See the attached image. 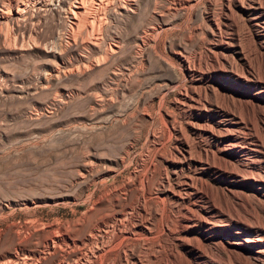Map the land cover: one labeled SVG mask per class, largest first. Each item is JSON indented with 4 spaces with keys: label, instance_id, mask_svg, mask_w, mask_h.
<instances>
[{
    "label": "bare ground",
    "instance_id": "obj_1",
    "mask_svg": "<svg viewBox=\"0 0 264 264\" xmlns=\"http://www.w3.org/2000/svg\"><path fill=\"white\" fill-rule=\"evenodd\" d=\"M139 1L0 0V25L12 31L27 22L32 12L38 14L31 22L35 27L27 32L26 46L59 60L58 65L45 67L40 78L47 80L64 69L74 71L61 59L72 46L94 51L102 45L99 57L103 55L106 60L117 54L119 43L106 39L105 43L100 34L105 15L136 14ZM163 1L167 3L166 12L192 9L199 1L207 5L202 17L204 26L188 27L184 23L178 29L204 34L202 43L197 44L198 51L172 48L164 57L170 68L179 69L181 78H170L160 99L162 103L174 90L171 125L167 129L170 152L160 159L163 171L148 197L141 191L144 184L139 180L130 203L121 205L112 216L103 214L79 237L54 230L55 235L43 243L48 252H58L56 248L62 244L72 246L67 253L71 258L59 259L55 264H264V69L259 71L255 66L264 62V0ZM47 11L58 14L60 26L49 30L48 39L40 40L38 25ZM169 27L172 24L162 20L140 37L141 43L146 47L150 43V49L161 59L159 35ZM102 57L85 62L84 58L75 70L83 73L96 68L97 62H104ZM156 135L153 132L148 138L152 150L159 149ZM213 192L222 200L215 201ZM112 197L113 203L118 201V194ZM147 199L151 200L150 206ZM248 199L258 202L263 221L248 218ZM160 246L171 250L162 261L157 260L163 252ZM32 256L27 252L9 253L0 264H32Z\"/></svg>",
    "mask_w": 264,
    "mask_h": 264
},
{
    "label": "rangeland",
    "instance_id": "obj_2",
    "mask_svg": "<svg viewBox=\"0 0 264 264\" xmlns=\"http://www.w3.org/2000/svg\"><path fill=\"white\" fill-rule=\"evenodd\" d=\"M154 1H139L137 13L141 16L106 13L100 34L105 43H119V53L107 60L100 56L104 62H97L99 67L80 73L75 68L87 59L101 60L103 46L94 51L72 46L61 59L74 71L64 69L47 80L40 76L59 60L26 46L27 32L38 14L32 12L27 22L12 31L0 25V259L17 252L33 253L32 264H55L71 258L67 255L72 250L70 245L62 244L55 253L44 247L45 239L55 235L54 230L79 237L100 216H112L121 205L130 203L139 180L147 197L153 191L163 171L161 156L169 155L171 144L167 129L174 90L165 95L163 105L161 94L170 78H181L179 69L170 68L164 57L172 48L198 51L204 34L178 29L184 23L188 27L204 26L202 17L207 7L199 1L192 9L166 12L165 1ZM47 12L38 25L40 40L48 39L60 26L58 14ZM162 20L170 22L172 28L160 32L161 59L150 49V43L148 47L141 43L140 37ZM262 63L255 64L259 71L264 69ZM152 131L157 134V150L148 145ZM115 193L118 203H113ZM212 195L215 201L221 199L217 193ZM257 203L248 199V218L263 221ZM159 250L163 252L157 255L158 261L171 251L161 246Z\"/></svg>",
    "mask_w": 264,
    "mask_h": 264
}]
</instances>
